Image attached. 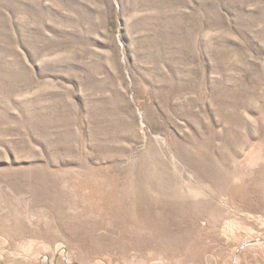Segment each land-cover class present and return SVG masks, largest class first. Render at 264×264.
<instances>
[{
	"label": "rangeland",
	"instance_id": "rangeland-1",
	"mask_svg": "<svg viewBox=\"0 0 264 264\" xmlns=\"http://www.w3.org/2000/svg\"><path fill=\"white\" fill-rule=\"evenodd\" d=\"M0 264H264V0H0Z\"/></svg>",
	"mask_w": 264,
	"mask_h": 264
}]
</instances>
